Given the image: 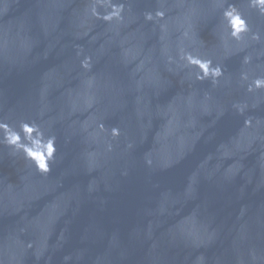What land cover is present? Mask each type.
Segmentation results:
<instances>
[{"label": "water", "instance_id": "95a60500", "mask_svg": "<svg viewBox=\"0 0 264 264\" xmlns=\"http://www.w3.org/2000/svg\"><path fill=\"white\" fill-rule=\"evenodd\" d=\"M181 49L224 75L196 80ZM257 78L253 0H0V123L57 148L41 173L0 129V264H264Z\"/></svg>", "mask_w": 264, "mask_h": 264}, {"label": "clouds", "instance_id": "9594fccd", "mask_svg": "<svg viewBox=\"0 0 264 264\" xmlns=\"http://www.w3.org/2000/svg\"><path fill=\"white\" fill-rule=\"evenodd\" d=\"M254 4L259 6L264 11V0H253ZM123 10L121 5L119 8L113 6V11L108 15L104 16L105 20L112 19L113 16L119 18L120 11ZM95 15V9H93ZM158 16H162V12H157ZM222 15L226 20L230 28V36L240 39L242 33L246 32L247 24L246 21L241 17L238 10L229 5L223 9ZM146 19H152L151 13L146 15ZM187 35V33L185 34ZM253 39H260L259 35H254ZM79 54V53H78ZM180 60L185 62L188 67H194L198 69L195 74V78L198 81H204L211 78L213 84L224 75V68L219 65H213V61L208 58H203L199 55H194L191 51H185L181 49ZM90 58L85 57L84 61L81 62L82 67H89ZM171 57L169 60L171 61ZM248 62V58H245V63ZM242 79H247L246 74H242ZM255 88L264 87V78H257L251 84L248 85V91ZM0 129L4 132L3 142L12 148L14 152H22L26 160L32 161L37 171L41 173H49L51 169V163L54 162L57 148H56V137L54 135L45 136L44 131L36 123L23 122L21 123L19 130L11 127L7 123H0ZM113 135H118V129L112 130Z\"/></svg>", "mask_w": 264, "mask_h": 264}]
</instances>
